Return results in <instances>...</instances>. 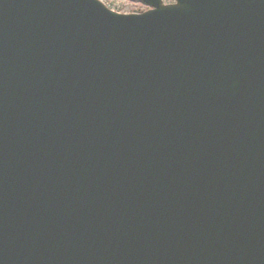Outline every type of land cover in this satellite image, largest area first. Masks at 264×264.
Wrapping results in <instances>:
<instances>
[{"label": "water", "instance_id": "95a60500", "mask_svg": "<svg viewBox=\"0 0 264 264\" xmlns=\"http://www.w3.org/2000/svg\"><path fill=\"white\" fill-rule=\"evenodd\" d=\"M0 0V264H264V0Z\"/></svg>", "mask_w": 264, "mask_h": 264}, {"label": "rangeland", "instance_id": "374dc122", "mask_svg": "<svg viewBox=\"0 0 264 264\" xmlns=\"http://www.w3.org/2000/svg\"><path fill=\"white\" fill-rule=\"evenodd\" d=\"M109 9H114V10H122V9H135L138 8V6L133 5L131 3H123L120 1H113V3H109V6H107ZM134 11V10H133Z\"/></svg>", "mask_w": 264, "mask_h": 264}, {"label": "flooded vegetation", "instance_id": "af4514ba", "mask_svg": "<svg viewBox=\"0 0 264 264\" xmlns=\"http://www.w3.org/2000/svg\"><path fill=\"white\" fill-rule=\"evenodd\" d=\"M172 3H173L172 0H163V4H172ZM132 4L136 6L137 3L134 2ZM137 6H138V8H135V9H127L126 14H138V13H142V12H146V11L151 10V8L145 7V6H141L139 4H137Z\"/></svg>", "mask_w": 264, "mask_h": 264}]
</instances>
